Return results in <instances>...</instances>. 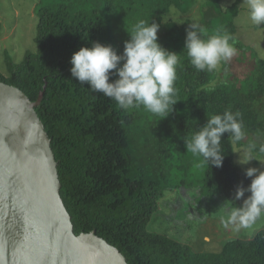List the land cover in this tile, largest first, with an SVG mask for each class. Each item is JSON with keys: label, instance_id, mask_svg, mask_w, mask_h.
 <instances>
[{"label": "trees", "instance_id": "trees-1", "mask_svg": "<svg viewBox=\"0 0 264 264\" xmlns=\"http://www.w3.org/2000/svg\"><path fill=\"white\" fill-rule=\"evenodd\" d=\"M240 1L205 0L192 20L197 0H37L35 51H4L0 80L33 101L43 90L35 110L73 231H95L128 264H264V227L215 253L149 228L169 191L191 207L217 194L239 205L264 186L233 157L234 144L264 153V58L242 52L254 61L238 77L201 56L244 49Z\"/></svg>", "mask_w": 264, "mask_h": 264}, {"label": "water", "instance_id": "water-1", "mask_svg": "<svg viewBox=\"0 0 264 264\" xmlns=\"http://www.w3.org/2000/svg\"><path fill=\"white\" fill-rule=\"evenodd\" d=\"M31 100L0 80V264H128L95 231H73L50 138Z\"/></svg>", "mask_w": 264, "mask_h": 264}, {"label": "rangeland", "instance_id": "rangeland-1", "mask_svg": "<svg viewBox=\"0 0 264 264\" xmlns=\"http://www.w3.org/2000/svg\"><path fill=\"white\" fill-rule=\"evenodd\" d=\"M205 0H197L193 10L187 14L192 20L198 16L199 5ZM235 0H220L222 8H226ZM37 0H0V71L6 73L4 51L19 62L26 50L35 51V26L37 17L33 8ZM240 9L235 18L236 37L243 47L240 53L234 51L223 52L219 43H213L202 50L201 56L213 67L219 69L225 59L230 60L229 69L225 73H232L242 77L248 73L254 59L244 60L241 54L254 51L258 57L264 58V28L255 29L252 25L259 20L264 12V0H241ZM178 11V10H177ZM180 14L174 9L165 16L179 20ZM226 55V56H225ZM241 57V62L235 61V56ZM233 157L243 170L252 173L264 172V153L259 154L246 147L234 144ZM169 191L159 199L158 212L149 222V228L158 232H165L175 239L188 244L195 252H218L225 241L232 238H251L264 227V186L257 187L254 196L247 202L233 205L223 196L213 197L196 202L191 207L182 196ZM181 200V202H180ZM196 207V208H195Z\"/></svg>", "mask_w": 264, "mask_h": 264}]
</instances>
